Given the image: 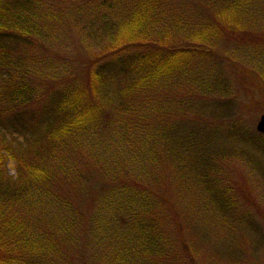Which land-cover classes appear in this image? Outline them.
<instances>
[{"label":"trees","instance_id":"1","mask_svg":"<svg viewBox=\"0 0 264 264\" xmlns=\"http://www.w3.org/2000/svg\"><path fill=\"white\" fill-rule=\"evenodd\" d=\"M203 1L0 0V264H240L247 229L264 248V211L225 169L264 180L235 102L246 76L264 94V50L230 59L264 42V0Z\"/></svg>","mask_w":264,"mask_h":264},{"label":"rangeland","instance_id":"2","mask_svg":"<svg viewBox=\"0 0 264 264\" xmlns=\"http://www.w3.org/2000/svg\"><path fill=\"white\" fill-rule=\"evenodd\" d=\"M204 4H205V2L203 0H201V2H198V4L194 3V6H192V7H194V10H196L197 12H202V10H203V12H208V9H204V7H205ZM262 10H264V5H263ZM253 28H255L257 31H261L264 35V24L262 22H255L252 26V29ZM262 40H264V37L262 38ZM63 44H64L63 47H65L67 45V48H68V42L67 41L64 42ZM227 47L228 48H238L239 46H238V43H230ZM72 48H73L72 46H71V48H68L69 49L68 53L73 52ZM259 50H264V42L258 41V42H255L253 45H251V47H246V48L241 47L237 50V54L238 53L239 54L235 57H231L230 59L238 60L241 65L246 66L247 61L245 60L244 56H247L249 59H251L252 52L259 51ZM259 58H262L263 62H264V54H263V56H260ZM246 79H247V81H246L245 87L248 86V88H250V91H252V96H249L251 98L242 96V94H243L242 89L245 87L240 86L239 90L236 87V92H237L236 98L237 99L235 102H237L240 105V107L243 109V110L240 109V112L243 113L246 122L248 124H250V119H251L250 117L253 115L254 116L253 119L255 121V124H257V122L260 119V116L264 112V96L260 97L259 95H264V94H262V93L259 94V91L257 92V88L253 86L252 79L249 76L248 77L246 76ZM259 103H260V106H257V104H259ZM255 129H256V126H255ZM238 144H240V143H238ZM246 166H247L246 164L245 165L241 164L240 160L237 161V160L233 159L231 162L226 163L225 169L226 170L231 169L234 172L233 176H235V177H237L238 172H242L245 175L242 178H243V181L248 185L247 189H249V190H247V192L255 195L256 203L260 208L259 210L264 211V180L259 179L257 177L255 178V175H254V177H252V175H250V173H249L250 169H248ZM7 167H8L9 175H15V163L12 160L7 162ZM251 186H252V188H250ZM192 197H193V192H192ZM250 207L251 208H249V209H252V211L255 212V214L257 216L258 223L260 225H262V227L264 228V218L257 215V212H256L257 209L256 208H253V206H250ZM188 223L190 224L189 232L192 233V235L194 237H196L198 232H200V231H204V233L208 232V227L207 228L205 227L202 220L197 219V215L191 216V219L188 221ZM185 230L187 231V229H185ZM237 231H238V228H237V226H235V230H233L229 234L231 235V233H232V235H237ZM245 231L247 232V235L243 238V240L241 242H242L243 250L244 251L247 250L248 255L243 254L242 251L238 252V253H241L239 259H240V261L241 260L242 261L240 262V264H252L253 261L250 259V257H251V255H253L252 257L255 258L254 255H256V254H252V253H254V252H252V249L254 248L255 245H257L259 243L258 242L259 238L257 237V235L256 236L254 235L255 231H253L251 229H247ZM214 233L222 241H223V239H225V235L222 232V228H216L214 230ZM182 234H184L185 237L187 238L185 233H180L177 236L182 235ZM201 234H203V233H201ZM193 240L195 241V239H193ZM212 243H214L213 240L207 242L210 249H213ZM214 247H216V246H214ZM217 247L223 252V247H221L219 245H217ZM259 251L260 252L256 255V257L260 259V262H258V264H264V248H261ZM216 252H218V250H216ZM191 262H192V260L189 261V263H191ZM195 262H196V264L197 263L199 264V262H200V264H215V261L211 258V255L206 256V258L204 256H202V259H197ZM223 263L226 264L225 261H223ZM235 264H239V263L235 262Z\"/></svg>","mask_w":264,"mask_h":264},{"label":"water","instance_id":"3","mask_svg":"<svg viewBox=\"0 0 264 264\" xmlns=\"http://www.w3.org/2000/svg\"><path fill=\"white\" fill-rule=\"evenodd\" d=\"M258 130H260L261 132H264V114L258 124Z\"/></svg>","mask_w":264,"mask_h":264}]
</instances>
